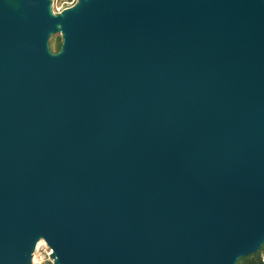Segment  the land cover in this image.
Wrapping results in <instances>:
<instances>
[{
	"label": "water",
	"instance_id": "water-1",
	"mask_svg": "<svg viewBox=\"0 0 264 264\" xmlns=\"http://www.w3.org/2000/svg\"><path fill=\"white\" fill-rule=\"evenodd\" d=\"M40 239L55 264L264 248V0H0V264Z\"/></svg>",
	"mask_w": 264,
	"mask_h": 264
},
{
	"label": "built area",
	"instance_id": "built-area-1",
	"mask_svg": "<svg viewBox=\"0 0 264 264\" xmlns=\"http://www.w3.org/2000/svg\"><path fill=\"white\" fill-rule=\"evenodd\" d=\"M78 0H51V9L54 14L62 13L66 8L77 3ZM55 6L57 7L55 9ZM262 261L264 262V248L259 252ZM31 264H55L53 250L44 239L37 242L32 255Z\"/></svg>",
	"mask_w": 264,
	"mask_h": 264
},
{
	"label": "rangeland",
	"instance_id": "rangeland-1",
	"mask_svg": "<svg viewBox=\"0 0 264 264\" xmlns=\"http://www.w3.org/2000/svg\"><path fill=\"white\" fill-rule=\"evenodd\" d=\"M12 2H16V0H11ZM58 7V6H57ZM55 6V9L57 8ZM63 43V37L60 32L53 34L49 39V48L52 53H58L61 50ZM259 254V253H258ZM260 255V254H259Z\"/></svg>",
	"mask_w": 264,
	"mask_h": 264
},
{
	"label": "trees",
	"instance_id": "trees-1",
	"mask_svg": "<svg viewBox=\"0 0 264 264\" xmlns=\"http://www.w3.org/2000/svg\"><path fill=\"white\" fill-rule=\"evenodd\" d=\"M238 264H264L259 254L242 258L238 261Z\"/></svg>",
	"mask_w": 264,
	"mask_h": 264
}]
</instances>
